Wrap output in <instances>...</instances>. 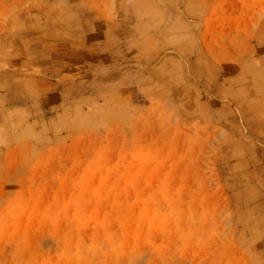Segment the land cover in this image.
<instances>
[{"label":"rangeland","instance_id":"obj_1","mask_svg":"<svg viewBox=\"0 0 264 264\" xmlns=\"http://www.w3.org/2000/svg\"><path fill=\"white\" fill-rule=\"evenodd\" d=\"M13 1L0 0L3 26L30 4ZM72 1L68 24L134 40L125 75L139 88L89 107L55 88L44 98H62L64 129L36 108L20 125L39 132L0 136V264H252L264 0Z\"/></svg>","mask_w":264,"mask_h":264},{"label":"crops","instance_id":"obj_2","mask_svg":"<svg viewBox=\"0 0 264 264\" xmlns=\"http://www.w3.org/2000/svg\"><path fill=\"white\" fill-rule=\"evenodd\" d=\"M21 1L30 4L17 11L14 20L11 19L8 25L3 26L0 20V71L3 75L12 71L22 72L23 78V81L12 84L0 80L2 139H8L13 134L39 132L30 123L24 126L20 123L24 122V118L33 116L32 111L36 108L43 111L45 116L50 111H57L62 98H54V102L44 98L46 93L55 95V88H62L68 93L65 102L71 100V103L77 104L82 101L80 105L86 103L88 107L121 98L127 88H139L137 80L128 81L125 75L126 61L132 57L129 50L134 40L127 41L123 28L110 34L104 32L101 37L90 30L88 24H68L74 13L72 9L61 13L60 6L75 5L72 0ZM21 1L14 0L10 4H20ZM109 2L103 0L102 3L107 5ZM44 5L50 6L48 10L44 8L51 17L47 27L41 23L37 13ZM102 14L107 13L103 10ZM95 87L101 91L95 92ZM261 87L263 92L255 93L254 99L262 104L258 113L264 119V85L255 86L259 90ZM14 92H18V96ZM52 117V127L57 132L68 123V117L61 111L53 113ZM255 228L261 232L253 242V250L256 252L251 262L264 264V219Z\"/></svg>","mask_w":264,"mask_h":264}]
</instances>
